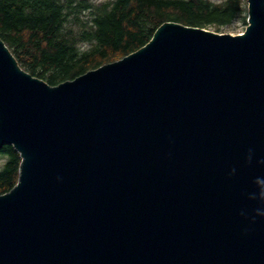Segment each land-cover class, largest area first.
Returning a JSON list of instances; mask_svg holds the SVG:
<instances>
[{
  "label": "water",
  "instance_id": "1",
  "mask_svg": "<svg viewBox=\"0 0 264 264\" xmlns=\"http://www.w3.org/2000/svg\"><path fill=\"white\" fill-rule=\"evenodd\" d=\"M242 34L167 21L56 85L0 38V264H264V0Z\"/></svg>",
  "mask_w": 264,
  "mask_h": 264
},
{
  "label": "trees",
  "instance_id": "2",
  "mask_svg": "<svg viewBox=\"0 0 264 264\" xmlns=\"http://www.w3.org/2000/svg\"><path fill=\"white\" fill-rule=\"evenodd\" d=\"M241 10L239 0H0V38L26 72L56 85L128 56L167 21L219 27ZM0 159L3 194L21 158L3 145Z\"/></svg>",
  "mask_w": 264,
  "mask_h": 264
},
{
  "label": "rangeland",
  "instance_id": "3",
  "mask_svg": "<svg viewBox=\"0 0 264 264\" xmlns=\"http://www.w3.org/2000/svg\"><path fill=\"white\" fill-rule=\"evenodd\" d=\"M94 1H101V0H94ZM213 2H220L223 0H212ZM241 1V7L242 10L240 13H238V16L228 25L224 26H206V29L220 33V34H232L237 35L244 33L246 30V25H248L247 19H248V1L247 0H239ZM245 19V20H244ZM5 160L0 159V169L3 167Z\"/></svg>",
  "mask_w": 264,
  "mask_h": 264
},
{
  "label": "clouds",
  "instance_id": "4",
  "mask_svg": "<svg viewBox=\"0 0 264 264\" xmlns=\"http://www.w3.org/2000/svg\"><path fill=\"white\" fill-rule=\"evenodd\" d=\"M243 34V33H242Z\"/></svg>",
  "mask_w": 264,
  "mask_h": 264
}]
</instances>
